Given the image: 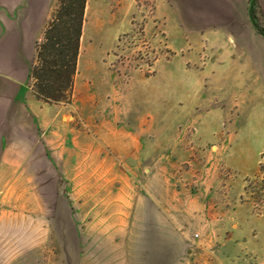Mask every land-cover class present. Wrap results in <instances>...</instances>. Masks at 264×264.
I'll use <instances>...</instances> for the list:
<instances>
[{
  "label": "rangeland",
  "instance_id": "374dc122",
  "mask_svg": "<svg viewBox=\"0 0 264 264\" xmlns=\"http://www.w3.org/2000/svg\"><path fill=\"white\" fill-rule=\"evenodd\" d=\"M173 7L87 1L64 103L76 120L48 131L55 193L0 198V217L46 229L11 264H264V36L249 14L206 24ZM257 19L264 28V0ZM251 32L252 91L228 83L232 47Z\"/></svg>",
  "mask_w": 264,
  "mask_h": 264
},
{
  "label": "crops",
  "instance_id": "0c3cea01",
  "mask_svg": "<svg viewBox=\"0 0 264 264\" xmlns=\"http://www.w3.org/2000/svg\"><path fill=\"white\" fill-rule=\"evenodd\" d=\"M170 2L178 10L205 11L206 24L218 18L240 23L243 16H248L249 0ZM206 2H209L208 7L204 5ZM54 3L55 0H0V198L2 195L9 201L24 199L48 203L49 193H55L54 189L49 190L53 185L50 177L54 176L55 156L59 154L54 147L50 151L48 131L56 121L66 120L72 124L76 120L64 111L65 105L71 107L72 104L47 103L39 100L33 91L31 73L37 44L43 40ZM224 39L227 41L226 37ZM232 48V58L237 60L228 70L233 74L232 82L228 83L252 91V32L242 35ZM21 186L25 189L19 196L16 191ZM10 215L8 219L0 217V264H11L16 255L12 257L10 251L32 248L34 234L39 238L46 230L42 224H34L32 214L15 212ZM17 235H20L19 247ZM230 244L237 249L246 247L243 242L231 240ZM228 262L224 259L218 264Z\"/></svg>",
  "mask_w": 264,
  "mask_h": 264
},
{
  "label": "trees",
  "instance_id": "16d2710c",
  "mask_svg": "<svg viewBox=\"0 0 264 264\" xmlns=\"http://www.w3.org/2000/svg\"><path fill=\"white\" fill-rule=\"evenodd\" d=\"M87 1L59 0L43 40L37 44L31 77L34 94L39 100L56 104L70 100ZM248 14L256 32L264 36V28L257 19V0H249Z\"/></svg>",
  "mask_w": 264,
  "mask_h": 264
},
{
  "label": "built area",
  "instance_id": "2783aa9c",
  "mask_svg": "<svg viewBox=\"0 0 264 264\" xmlns=\"http://www.w3.org/2000/svg\"><path fill=\"white\" fill-rule=\"evenodd\" d=\"M198 237H199V235H198V234H196V235H195V238H198Z\"/></svg>",
  "mask_w": 264,
  "mask_h": 264
}]
</instances>
